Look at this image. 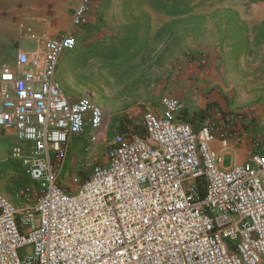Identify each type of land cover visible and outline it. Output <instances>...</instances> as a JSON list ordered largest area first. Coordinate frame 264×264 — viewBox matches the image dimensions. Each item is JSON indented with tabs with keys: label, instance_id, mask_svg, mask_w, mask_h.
<instances>
[{
	"label": "built area",
	"instance_id": "2783aa9c",
	"mask_svg": "<svg viewBox=\"0 0 264 264\" xmlns=\"http://www.w3.org/2000/svg\"><path fill=\"white\" fill-rule=\"evenodd\" d=\"M98 2L79 0L64 34L0 64V129L14 131L10 157L36 186L21 208L0 192V264H264V132L241 164L223 167L213 147L247 139L250 114L211 110L195 128L164 95L142 115L143 138L109 139L105 112L63 92L58 63ZM82 134L87 157L66 185Z\"/></svg>",
	"mask_w": 264,
	"mask_h": 264
},
{
	"label": "rangeland",
	"instance_id": "374dc122",
	"mask_svg": "<svg viewBox=\"0 0 264 264\" xmlns=\"http://www.w3.org/2000/svg\"><path fill=\"white\" fill-rule=\"evenodd\" d=\"M130 1L123 0L121 4L124 25L139 20L150 27L147 48L135 59L131 71L111 73L89 60L82 69L74 64L64 66L59 76V67L67 62L69 51L59 61L55 75L67 96L89 97L105 112L110 126L109 139L112 131L132 133L135 126L141 127L144 111L157 107L164 95L182 100L187 121L194 127L205 119L196 117L200 112L207 116L208 112L216 110L224 118L229 113L242 111L251 115L249 127L245 129L247 138L262 135L264 42H255L252 30L264 22V2H208L197 8L192 17L179 19L175 38H157L155 34L169 19L147 6L138 8L133 4L129 7ZM120 18L119 14L113 15L112 22H120ZM241 24L247 28V35L243 46L237 49L241 43L235 32ZM121 27L116 26V33ZM86 46L83 43L74 50ZM203 56L207 57L206 64H201ZM11 62L12 54L6 52L1 63ZM2 143L11 146L13 140L6 135ZM75 144L78 143L69 144L72 152L63 172L66 185H69L72 169L81 167L87 157L85 152L74 151ZM10 151L11 148H7L0 156V192L21 208L24 203L20 192L28 194L32 200L36 186L22 173L20 163L10 157ZM97 151L101 156L103 147ZM237 153L232 150L224 154L223 167L235 164Z\"/></svg>",
	"mask_w": 264,
	"mask_h": 264
},
{
	"label": "crops",
	"instance_id": "0c3cea01",
	"mask_svg": "<svg viewBox=\"0 0 264 264\" xmlns=\"http://www.w3.org/2000/svg\"><path fill=\"white\" fill-rule=\"evenodd\" d=\"M78 1L0 0V64H2L6 52L11 53L12 57L17 51L39 52L42 50V42L45 39L59 37L64 34L70 26L71 15ZM122 3L123 0H99L87 16V25L81 29H74L76 46L77 41L91 31L94 32L85 44L106 42L108 38L115 35L116 26L124 25ZM117 14L121 17L120 22L116 20L113 23L112 16ZM184 117V120L188 122L187 117L185 115ZM6 135H9L13 140L11 146L2 143ZM84 138L87 142V135L82 134L73 137L70 143H83ZM251 138L243 140L239 146L234 147L230 144L227 148H224L218 140H214L213 147L217 153L222 155L235 150L238 152L235 164H241L250 153ZM16 144L17 140L13 130L0 129V156L4 150L12 148Z\"/></svg>",
	"mask_w": 264,
	"mask_h": 264
},
{
	"label": "trees",
	"instance_id": "16d2710c",
	"mask_svg": "<svg viewBox=\"0 0 264 264\" xmlns=\"http://www.w3.org/2000/svg\"><path fill=\"white\" fill-rule=\"evenodd\" d=\"M212 1L214 0H131L129 2V7L133 6V4L138 8L147 6L151 11L167 17L169 22L155 34V37L161 38L163 36H171L175 38L174 32L176 31L179 19L186 16L192 17V14L197 8ZM249 2L251 4H257L264 2V0H249ZM149 30L150 27L145 21L136 20L122 26L119 32L108 38L106 42H91L88 43L84 49H73L67 62L60 65L58 75L60 76L62 74L60 70L66 65L74 64L77 69H82L89 60L96 61L102 69L111 73H119L127 70L131 71L135 59L147 48ZM246 31L247 28L245 25L241 24L235 32L238 38L237 40L241 43L237 45V49H240L241 46H243L242 43L246 41ZM93 32L94 31H91L83 35L77 41V46L85 43L92 36ZM252 33L254 34L255 42L259 44H261V41L264 42V22L258 27H255ZM243 50V52H247L246 49ZM205 116V112H200L196 115L198 118H205ZM131 134L143 138L145 136V131L142 126H135ZM85 144L86 138H84L83 143L75 144L74 151L83 153ZM71 152L72 150L69 151L68 158Z\"/></svg>",
	"mask_w": 264,
	"mask_h": 264
}]
</instances>
